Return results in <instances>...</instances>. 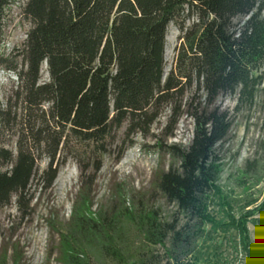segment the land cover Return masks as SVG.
<instances>
[{
    "label": "trees",
    "instance_id": "16d2710c",
    "mask_svg": "<svg viewBox=\"0 0 264 264\" xmlns=\"http://www.w3.org/2000/svg\"><path fill=\"white\" fill-rule=\"evenodd\" d=\"M12 1L0 0V28ZM24 15L31 27L23 47L0 54V66L17 76L0 100V133L16 138L14 149L0 143V210L15 197L22 216L27 215L33 181L52 188L60 168L73 160L80 186L72 214L66 225L50 222L63 264H80L89 239L119 263L148 264L146 259L130 262L128 224L149 245L165 246L172 234L169 251L174 253L202 237L205 223L210 233H226L235 252L233 234L239 236L247 264H256L247 223L264 204L220 220L207 209L223 171L218 146L233 125L217 99L237 94L236 107H252L264 95V0H27ZM174 22L182 41L166 72L167 34ZM193 86L195 94L184 104ZM166 108L167 136L184 113L194 123L188 146H167L179 165L160 168L153 178L154 188L188 217L185 226L161 220L142 198L131 208L122 190L118 206L91 211L102 155L111 151L117 132L125 126L131 145L136 134L149 133ZM127 146L119 145L117 160ZM258 150L264 154V133ZM257 163L248 162L250 177ZM254 220L264 229V220Z\"/></svg>",
    "mask_w": 264,
    "mask_h": 264
},
{
    "label": "rangeland",
    "instance_id": "374dc122",
    "mask_svg": "<svg viewBox=\"0 0 264 264\" xmlns=\"http://www.w3.org/2000/svg\"><path fill=\"white\" fill-rule=\"evenodd\" d=\"M26 1L13 0L7 10L0 28V54L7 56L24 45L31 27L30 21L24 15ZM190 22L187 20L186 26ZM181 36L178 24L171 23L167 34L166 72L174 66L176 50L182 41ZM47 78L44 64L42 79ZM16 82V74L0 66L1 101H5L6 95ZM195 91L193 86L186 92L184 104L192 98ZM237 100L238 95L233 94L220 96L216 102L222 109L229 110L233 121L231 132L217 150L223 163V171L218 181L219 190L211 195L207 209L216 220L223 219L228 214L237 217L243 212L255 211L264 204V154L258 150L259 140L264 133V95L260 93L252 107H236ZM169 113L170 110L166 108L149 133L146 136L136 134L131 145L130 139L125 137V126L117 132L111 151L102 155V167L93 185L91 211L100 210L102 213L107 208L118 206L117 191L122 190L126 198L128 197L127 205L131 208L142 198L148 209L152 208L158 212L161 220L176 221L178 228L185 226L188 217L153 185L154 174L158 169L179 165L167 151V146H188L193 137L194 123L186 113L181 116L173 135L167 136L166 132L170 130L167 128ZM15 140L10 134L0 133V143L9 148H15ZM120 144L128 146L117 160ZM255 159L258 160L257 169L251 172L253 176L250 177L251 174L245 173V169L248 162ZM44 166L42 161L41 168ZM79 178L77 163L68 160L60 168L52 188L42 189L37 180L33 181L31 191L34 192V198L27 215L22 216L15 197L9 205L0 210V260L6 256L5 264H63L58 259L56 249L58 233L51 228L50 222L56 220L64 225L68 223L80 186ZM244 178L247 180L242 184ZM255 218L264 220V211H256L247 223L255 263L264 264V229ZM128 225L131 246L128 256H131V263L136 259H146L148 264H247L248 261L240 237L233 234L237 242L235 252L234 241L232 247L231 241L225 237L226 233H210V223L202 226L204 235L195 239L190 248L174 253L169 251L173 249L172 234L166 239L165 246L149 245L133 224ZM85 242L90 246L80 254V264H123L91 239Z\"/></svg>",
    "mask_w": 264,
    "mask_h": 264
}]
</instances>
